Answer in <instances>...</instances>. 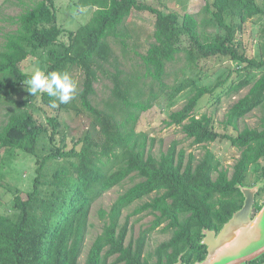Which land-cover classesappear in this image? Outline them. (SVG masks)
<instances>
[{"label":"trees","instance_id":"obj_1","mask_svg":"<svg viewBox=\"0 0 264 264\" xmlns=\"http://www.w3.org/2000/svg\"><path fill=\"white\" fill-rule=\"evenodd\" d=\"M76 5L95 8L91 19L76 31L68 32L59 23L56 0H38L15 18L18 27L5 34L0 46V97L26 84L28 60L43 54L49 65L46 71H68L72 76L76 69L83 72L74 100L54 109L86 114L92 126L69 148L61 137L59 114L43 123L23 103H12L16 106L8 109V119L0 128V158L1 151L12 158L23 153L36 158L37 167L33 189L16 190L13 213L0 212V264H170L183 253H205L200 244L204 229L221 228L242 208L245 197L240 186H246L249 175H257V182L263 184L259 194L264 193V117L259 128L246 126L235 136L220 133L212 115L198 114L205 100L215 98L217 87L207 86L198 87L170 115L169 125L181 126L194 144L227 139L240 148L230 175L220 162L211 166L210 149L202 158L187 155L176 143L160 156L147 152V137L136 131L135 124L139 113L148 110L158 96L141 99L140 76L137 80L123 77L117 65L111 74L112 98L103 108L94 103L95 84L101 74H109L106 64L115 58L109 38L126 45L129 35L122 27L134 10L149 11L156 19L154 40L141 55L147 75L156 81L163 82L168 64L182 54L191 69L212 57L228 58L244 69H264V55L252 56L237 39L249 20L264 16V0H211L202 10V21L192 13H166L143 0H77ZM202 24L221 33L212 36L200 28ZM184 37L188 46H182ZM251 83L244 79L232 85L229 93H239ZM34 97L51 107L47 94ZM262 104L264 70L249 92L231 106L225 123L239 129V120ZM45 139L52 144L48 152L41 146ZM213 170L218 172L216 178ZM129 177L139 181L109 210H99L105 221L103 231L81 262L94 203ZM2 179L0 174V186ZM139 200L144 201L121 224L124 210ZM143 212L155 216L152 226L127 242L131 216ZM163 224L171 237L146 256L149 233Z\"/></svg>","mask_w":264,"mask_h":264},{"label":"rangeland","instance_id":"obj_2","mask_svg":"<svg viewBox=\"0 0 264 264\" xmlns=\"http://www.w3.org/2000/svg\"><path fill=\"white\" fill-rule=\"evenodd\" d=\"M38 0H0V46L5 42V34L14 31L18 25L15 23L17 18L24 11L34 6ZM77 0H56L58 20L65 30L76 31L82 25L86 24L92 17L94 9L91 7L78 9ZM148 4L161 9L168 13L171 11L178 12L181 16L185 13H192L202 21L205 14L203 8L211 0H143ZM155 16L149 11L134 10L128 17L124 33L128 34L126 45L118 39L109 38L115 58L111 63L106 64L108 75L101 74V79L95 84L96 95L94 103L101 108L105 107L106 101L112 98L113 81L111 74L115 73L118 65L123 69V77L135 78L138 80L140 88L144 92L142 100L158 97L154 100L153 105L145 111L139 113L135 124L136 131L144 134L147 138V152H152L156 156L166 152L174 143L179 150L183 149L187 155L194 154L202 158L206 150L210 149L213 158L211 166L220 162V168H225L232 175L234 165L241 155V149L232 145L227 139H219L216 142L197 145L193 140L188 138L181 126L169 125L170 115L181 109L187 102L188 98L196 91L198 87L207 86L211 89L217 87L214 91L215 98L205 100L199 107L198 114L207 113L215 118L216 130L220 133L237 135L244 127L259 128L262 118L264 117V104L247 114L239 120V129L225 123L226 115L231 106L241 97L245 96L254 81L262 74L264 69H244L237 65V62L228 58L212 57L202 60L200 67L191 69L187 67V60L182 54L173 63L168 64L167 75L163 77V82L154 80L147 75V70L143 65L141 55L145 54L153 42V33L155 30ZM203 24L200 25L202 29ZM204 29L215 36L221 33L219 28L204 27ZM67 33L63 38L67 39ZM237 39L242 48L252 56L264 55V16H255L245 25L243 31L237 34ZM187 37L183 38L182 46H188ZM117 59V60H116ZM116 61L118 63H116ZM27 72H31L36 66L47 70V56L40 54L32 60H28ZM73 77L78 81V87L82 86L84 74L81 70H74ZM244 79L252 80V83L243 88L239 93H229L230 87L236 85ZM23 103V107L30 108L39 122L47 123L49 117L59 114L61 120V137L64 142L71 148L80 138L85 137L87 132L92 128L91 119L86 114H80L71 109H63L59 113L54 108L42 106L40 101L27 91V84H23L20 89L13 94H3L0 97V128L8 119V109L16 106L13 102ZM96 134V132H95ZM144 138V137H142ZM41 146L48 149L52 148L49 139L43 140ZM42 149V148H40ZM40 154L43 151L40 150ZM0 174L3 176L2 185L0 186V212L5 214L13 213L15 191H29L33 189L36 177V158L19 153L15 157H8L1 151ZM264 163V160L262 161ZM51 166H54L51 164ZM50 166V168H51ZM212 169V167H210ZM51 170V169H50ZM218 172L213 170L212 175L217 177ZM139 178H127L122 184L115 186L105 192L94 203L88 233L80 257L81 262H85L89 249L95 238L103 231L105 221L100 217L99 210L104 208L109 210L114 201L124 193L128 188L133 186ZM257 175L252 173L245 182L246 186H256ZM262 188V187H261ZM205 196V194H202ZM155 196V193L152 194ZM230 198V197H229ZM149 199L146 197L144 200ZM144 200H139L125 209L122 215L121 224H124L126 217ZM264 204V193L257 195V203L254 208L257 216L258 206ZM218 207V205L216 206ZM260 210V209H258ZM155 216L150 212L132 215L130 218V230L127 242L130 238H137L142 231L150 228ZM163 224L149 233L148 242L145 249L146 256L153 253L156 247L168 240L172 233L165 232ZM243 251L241 248L240 253ZM239 253H233L229 257H237ZM153 259H156L155 256ZM111 261L113 258L110 259Z\"/></svg>","mask_w":264,"mask_h":264},{"label":"water","instance_id":"obj_3","mask_svg":"<svg viewBox=\"0 0 264 264\" xmlns=\"http://www.w3.org/2000/svg\"><path fill=\"white\" fill-rule=\"evenodd\" d=\"M262 183L256 186H240L245 201L241 209L217 233L215 230H204L203 244L208 246L207 264H245L264 254V204L253 217L257 203V194ZM241 248L243 251L240 253ZM239 253L237 257H229Z\"/></svg>","mask_w":264,"mask_h":264},{"label":"clouds","instance_id":"obj_4","mask_svg":"<svg viewBox=\"0 0 264 264\" xmlns=\"http://www.w3.org/2000/svg\"><path fill=\"white\" fill-rule=\"evenodd\" d=\"M27 91L31 95L47 94L52 98L51 107L56 108L60 104H68L77 95L78 81L68 71H46L36 66L29 73L27 79Z\"/></svg>","mask_w":264,"mask_h":264},{"label":"flooded vegetation","instance_id":"obj_5","mask_svg":"<svg viewBox=\"0 0 264 264\" xmlns=\"http://www.w3.org/2000/svg\"><path fill=\"white\" fill-rule=\"evenodd\" d=\"M259 183H261V182H259ZM257 195H259V193ZM260 206L262 207L263 204H261ZM258 211L259 210L257 209L256 212H258ZM253 217H255V213H253ZM225 224L221 228H218V229L217 228H214V229L206 228L204 230L211 229V230H215L217 233H219L223 229ZM205 236H206V234L203 231V238L201 239V243L200 244L202 246H205V247H203L204 250H206L205 253H191V254H184L183 253V254H180L178 256L177 260L173 261L170 264H207V259L209 258V252H208V246L206 244H203V240L205 239ZM155 258L156 259H154V262H156L157 259H158L157 257H155ZM245 264H264V254L261 255L259 258L255 259L253 261L247 262Z\"/></svg>","mask_w":264,"mask_h":264}]
</instances>
